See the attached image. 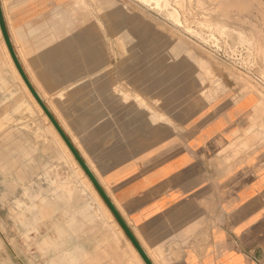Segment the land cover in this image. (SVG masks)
Masks as SVG:
<instances>
[{"label": "rangeland", "instance_id": "obj_1", "mask_svg": "<svg viewBox=\"0 0 264 264\" xmlns=\"http://www.w3.org/2000/svg\"><path fill=\"white\" fill-rule=\"evenodd\" d=\"M3 1L29 74L78 144L83 128L82 137L91 136L99 118L111 122L108 137L124 138L130 116L126 141L149 146L185 133L190 118L244 98L256 116L233 144L255 134L264 143V0H57L62 4L34 7ZM22 11L28 13L21 24ZM30 23L27 55L21 46ZM6 65L3 58L0 264H67L60 254L78 247L95 257L89 264H130L127 243ZM41 72L53 78L45 87ZM111 94L131 110L116 117ZM97 103L103 111L92 110ZM58 238L64 245L51 247L47 240Z\"/></svg>", "mask_w": 264, "mask_h": 264}, {"label": "crops", "instance_id": "obj_2", "mask_svg": "<svg viewBox=\"0 0 264 264\" xmlns=\"http://www.w3.org/2000/svg\"><path fill=\"white\" fill-rule=\"evenodd\" d=\"M56 1L11 0L7 5L62 4ZM3 58L0 48V67ZM1 74L2 69V80ZM40 77L43 86L53 80L44 72ZM111 96L115 103L109 109L116 117L131 110ZM104 108L100 103L92 106L97 112ZM255 114L252 100L244 98L190 118L183 124L185 133L166 140L164 128H156L162 136L159 141L137 147L126 141L130 139L126 137L130 116L124 117V138L108 137L111 122L99 118L91 136L82 137L87 133V127L83 128L80 144L58 120L87 164H92L89 167L154 264H264V143L255 134L241 146L233 144L235 135L252 125ZM109 144L113 146L107 147ZM230 145L235 149L225 153ZM116 230L127 243L130 264H140L127 237ZM64 239L47 241L51 247L61 248ZM60 255L67 264L95 262L84 247Z\"/></svg>", "mask_w": 264, "mask_h": 264}, {"label": "water", "instance_id": "obj_3", "mask_svg": "<svg viewBox=\"0 0 264 264\" xmlns=\"http://www.w3.org/2000/svg\"><path fill=\"white\" fill-rule=\"evenodd\" d=\"M0 29H1L5 44L7 45V48H8V50L11 54V57L13 59V62L15 64L19 74L21 75L22 79L24 80L25 84L29 88L31 94L33 95L35 100L38 102L40 107L43 109L44 113L47 115V117L49 118V120L51 121L53 126L55 127L56 131L58 132L60 137L63 139V141L65 142V144L67 145V147L69 148V150L71 151L74 158L79 163V165L81 166V168L83 169L85 174L88 176V178L92 182L93 186L98 191L99 195L101 196V198L103 199V201L105 202V204L107 205V207L109 208L111 213L113 214L114 218L119 223V225L121 226V228L125 232L126 236L129 238V240L131 241V243L133 244V246L135 247V249L137 250V252L141 256V258L143 259L145 264H154L151 261V259L149 258L148 254L143 249V247L141 246V244L139 243V241L137 240V238L135 237V235L133 234V232L128 227L125 220L122 218V216L120 215V213L116 209L115 205L113 204V202L110 199V197L108 196L107 192L105 191V189L103 188V186L99 182L98 178L95 176V174L93 173V171L91 170V168L89 167L87 162L84 160V158L82 157V155L78 151L77 147L75 146V144L73 143V141L71 140V138L69 137L67 132L64 130V128L60 124L57 117L51 111L49 106L45 103V101L41 97L40 93L37 91L35 85L31 81L29 75L27 74V71L25 70V67L23 66V64L19 58V55L17 54V51H16L15 46L13 44V41L11 39V35L9 32V28L7 25V21L5 18V14H4V10H3L1 0H0Z\"/></svg>", "mask_w": 264, "mask_h": 264}, {"label": "bare ground", "instance_id": "obj_4", "mask_svg": "<svg viewBox=\"0 0 264 264\" xmlns=\"http://www.w3.org/2000/svg\"><path fill=\"white\" fill-rule=\"evenodd\" d=\"M2 6H3V10H4V14H5V18H6V21H8V14H7V7L5 5V2L3 1L2 2ZM24 12L22 11V14ZM19 14V13H18ZM17 19L18 21L21 23L23 20L19 15H17ZM22 24V23H21ZM8 25V28H9V24L7 23ZM28 27L31 28V23L30 24H27ZM24 27V26H23ZM33 31H30V35H28L27 37H25V39H23V44L21 46V48L26 52V54L28 55V51H30V48H32L33 45H31V42L29 41V37H31L33 35L32 32L35 31V29L31 28ZM10 32V30H9ZM12 33H10L11 35ZM11 39L13 41V44L14 46L16 45L15 44V41H14V38L13 36H11ZM39 44H42V42H39ZM37 45V44H36ZM34 45V46H36ZM0 47L2 49V52H3V55H4V58L8 65V68L9 70H11V72L14 74L16 80L18 81V83L21 85L22 89L24 90V92L26 93V95L28 96L31 104L34 106V108L37 110V112L42 116L44 122L47 124L48 126V131L49 133L52 135V137L54 138V140L57 142V144L60 146V148L62 149V151L64 152L66 158L68 159V161L72 164V166L78 171V173L83 177V180H85L86 182V185L87 187L90 189L92 195L94 196V199L97 200L101 206L105 209L107 215L109 216V218L114 222V224L117 226L119 232L126 236L125 232L123 231V229L121 228V226L119 225V223L116 221V219L114 218L113 214L111 213V211L109 210V208L107 207V205L105 204V202L103 201V199L101 198V196L99 195L98 191L95 189V187L93 186L92 182L90 181V179L88 178V176L85 174V172L83 171V169L81 168V166L79 165V163L76 161V159L74 158L73 154L71 153V151L69 150V148L67 147V145L65 144V142L63 141V139L60 137V135L58 134V132L56 131L55 127L53 126V124L51 123V121L49 120V118L47 117V115L44 113L43 109L40 107V105L38 104V102L35 100V98L33 97V95L31 94L29 88L27 87V85L25 84L24 80L22 79L21 75L19 74L14 62H13V59L11 57V54L7 48V45L5 44V41L3 39V35H2V32H1V29H0ZM15 49L17 51V54L19 55V58L23 64V66L25 67V70L27 71V74L29 75L31 81L33 82V84L35 85L37 91L40 93L41 97L43 98V100L45 101V103L49 106V104L47 103L46 101V92L44 90V88L41 90L38 83H37V80L33 79L31 77V75L29 74L28 70H27V67L28 65L26 66L25 65V62L23 61V59L21 58V50H19V47H16L15 46ZM26 61V60H25ZM29 68V67H28ZM30 69V68H29ZM32 73V72H31ZM39 83L42 84V82L39 80ZM41 86V85H40ZM45 87V86H44ZM44 90V91H43ZM49 108L51 109V111L54 113V110L52 109L51 106H49ZM58 116V115H57ZM58 119V118H57ZM62 123V122H61ZM75 143V142H74ZM88 164L90 165V167H92V164H90L88 162ZM93 169V168H92ZM83 184V183H82ZM87 188V189H88ZM127 237V236H126ZM128 239V243H129V246L130 248L132 249L135 257L138 259V261L140 262V264H145V262L143 261V259L141 258V256L139 255V253L137 252V250L135 249V247L133 246V244L131 243V241L129 240V238L127 237ZM130 241V242H129ZM132 257V256H131Z\"/></svg>", "mask_w": 264, "mask_h": 264}]
</instances>
